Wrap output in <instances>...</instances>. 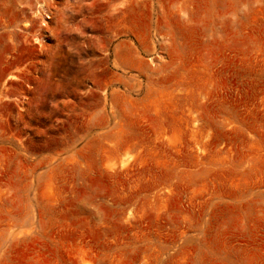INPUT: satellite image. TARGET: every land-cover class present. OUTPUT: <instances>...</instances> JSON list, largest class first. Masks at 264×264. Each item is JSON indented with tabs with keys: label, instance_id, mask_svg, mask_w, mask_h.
Returning <instances> with one entry per match:
<instances>
[{
	"label": "rangeland",
	"instance_id": "obj_1",
	"mask_svg": "<svg viewBox=\"0 0 264 264\" xmlns=\"http://www.w3.org/2000/svg\"><path fill=\"white\" fill-rule=\"evenodd\" d=\"M0 264H264V0H0Z\"/></svg>",
	"mask_w": 264,
	"mask_h": 264
}]
</instances>
